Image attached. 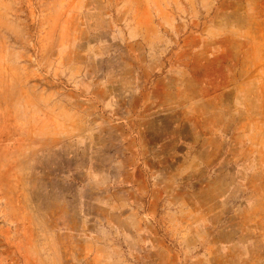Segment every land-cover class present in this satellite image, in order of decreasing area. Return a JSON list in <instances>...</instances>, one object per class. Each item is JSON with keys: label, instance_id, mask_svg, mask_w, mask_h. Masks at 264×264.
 I'll return each instance as SVG.
<instances>
[{"label": "rangeland", "instance_id": "rangeland-1", "mask_svg": "<svg viewBox=\"0 0 264 264\" xmlns=\"http://www.w3.org/2000/svg\"><path fill=\"white\" fill-rule=\"evenodd\" d=\"M0 264H264V0H0Z\"/></svg>", "mask_w": 264, "mask_h": 264}]
</instances>
